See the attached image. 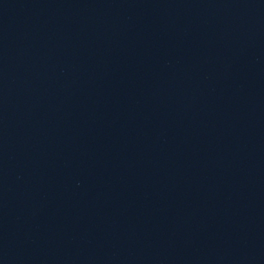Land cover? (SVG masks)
<instances>
[{
    "label": "water",
    "instance_id": "water-1",
    "mask_svg": "<svg viewBox=\"0 0 264 264\" xmlns=\"http://www.w3.org/2000/svg\"><path fill=\"white\" fill-rule=\"evenodd\" d=\"M0 264H264V0H0Z\"/></svg>",
    "mask_w": 264,
    "mask_h": 264
}]
</instances>
